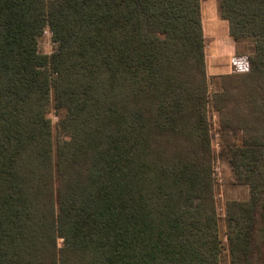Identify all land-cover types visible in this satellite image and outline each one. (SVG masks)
I'll return each instance as SVG.
<instances>
[{
    "label": "trees",
    "instance_id": "trees-1",
    "mask_svg": "<svg viewBox=\"0 0 264 264\" xmlns=\"http://www.w3.org/2000/svg\"><path fill=\"white\" fill-rule=\"evenodd\" d=\"M217 1L255 51L214 95L241 133L216 156L202 0H0V264H264V0ZM223 153L250 189L226 244Z\"/></svg>",
    "mask_w": 264,
    "mask_h": 264
},
{
    "label": "rangeland",
    "instance_id": "rangeland-1",
    "mask_svg": "<svg viewBox=\"0 0 264 264\" xmlns=\"http://www.w3.org/2000/svg\"><path fill=\"white\" fill-rule=\"evenodd\" d=\"M210 6V13H206V9ZM216 1L208 0L204 2L202 5L203 18L210 17L217 14L215 12ZM215 31V30H214ZM213 28L208 31L209 37L213 36ZM229 38V37H228ZM231 38V37H230ZM209 40V39H208ZM211 40V39H210ZM232 43V53L229 55H225L221 58H214V49L213 44L209 42L207 50L205 48V52L207 54V63H206V72H207V80H208V91H209V105H208V117L211 123V143L212 150L215 155H219L222 152L223 145L227 142H237L240 143L241 133L238 131L237 134L230 131L229 129L224 128L223 120L221 118V114L217 111L214 102V95L218 92H221L224 87L223 76L226 74H230L231 72L238 70H246L247 65V56L254 53V41L252 38L242 39L236 41L231 38ZM40 49L46 53L50 54L52 51V43H51V33L47 29L39 41ZM235 106V103L232 102L228 108H232ZM248 114V112H245ZM58 113L55 110L53 103L49 108L48 116L52 122V132L54 139L56 140V126L58 122ZM246 117V115H245ZM253 125L254 122L250 117H247ZM260 122L258 118H256V125ZM262 123V122H261ZM226 129V130H225ZM255 131V130H254ZM264 133V132H263ZM235 134V135H234ZM263 135V134H262ZM214 170L216 173V181L214 185V195L217 213L219 216V234L223 242L226 244V226H225V207L228 200L240 199L245 200L250 197V189L248 185H239L235 183V177L229 166L227 161L226 154H221L218 158H216L214 162ZM64 243L63 239H59V247L63 248ZM226 256V264L228 259V252H225Z\"/></svg>",
    "mask_w": 264,
    "mask_h": 264
},
{
    "label": "crops",
    "instance_id": "crops-1",
    "mask_svg": "<svg viewBox=\"0 0 264 264\" xmlns=\"http://www.w3.org/2000/svg\"><path fill=\"white\" fill-rule=\"evenodd\" d=\"M208 0H202L201 3V10L202 5H204V2ZM216 1V7L215 12L217 14L215 17L211 15L210 17L203 18V11H202V24H203V30H204V36H205V42H206V50L208 47L209 42L213 44L214 49V58H221L225 55H229L232 53V41L231 36L229 34V25L228 21L221 17L219 12V4L218 1ZM210 6L206 9V13L208 12V15L210 13ZM213 28V36L209 37L208 31L212 30ZM229 37V38H228ZM231 37V38H230ZM209 39V40H208ZM211 39V40H210ZM234 40V38H232ZM206 63H207V54H206Z\"/></svg>",
    "mask_w": 264,
    "mask_h": 264
}]
</instances>
